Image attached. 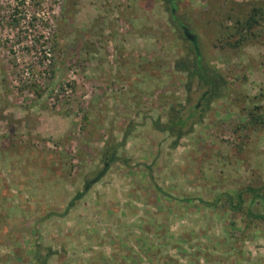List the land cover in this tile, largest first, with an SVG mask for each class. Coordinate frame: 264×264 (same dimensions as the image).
Returning a JSON list of instances; mask_svg holds the SVG:
<instances>
[{"label":"rangeland","instance_id":"rangeland-1","mask_svg":"<svg viewBox=\"0 0 264 264\" xmlns=\"http://www.w3.org/2000/svg\"><path fill=\"white\" fill-rule=\"evenodd\" d=\"M262 2L179 1L229 83L173 147L153 120L187 79L162 0H0V264H37V239L48 264H264L263 223L185 200L264 184V128H242L264 103V21L239 50L213 25Z\"/></svg>","mask_w":264,"mask_h":264},{"label":"trees","instance_id":"trees-1","mask_svg":"<svg viewBox=\"0 0 264 264\" xmlns=\"http://www.w3.org/2000/svg\"><path fill=\"white\" fill-rule=\"evenodd\" d=\"M166 10L169 11V21L173 25L177 33V39L184 48V54L175 60V68L186 74V93L188 95L184 103H174L167 110V119L163 121L161 117L153 120L155 127L163 132H168L175 136L173 147L178 146L180 139L192 132L195 126L203 120L204 115L211 107V103L218 98L225 96L228 90V79L223 71L216 64L208 61L204 54L202 40L194 26L186 19V17L177 13L180 0H162ZM220 8V7H219ZM218 10V9H217ZM227 13H219L220 19H215L213 25L218 28L217 38L220 46L224 48L240 49L248 42L259 40L262 33L258 31L257 26L264 21V2L253 4L251 10L240 15L234 13L233 8H228ZM224 59L229 62V57ZM196 94V96H194ZM264 97L261 93L260 97ZM195 97V98H194ZM252 103L246 106L245 116L242 128L252 126L254 128H264V103L260 102L259 97H252ZM110 160H120L114 153L109 155ZM127 162L128 159H121ZM108 164L100 172L96 179L101 178ZM95 180V179H93ZM91 182V181H90ZM86 188L89 187V183ZM82 192L77 193L65 212H50L42 217V220L51 215L58 214L64 216L67 211L75 205L76 200L81 197ZM245 194L252 199H261L263 210L259 212L253 211L251 205L245 204ZM198 200L199 203L207 207H216L222 202L236 212L244 213L249 220L259 221L258 224H264V184L260 186L248 185L240 189L235 195L230 192H221L214 199L207 200L201 197H188L185 200ZM261 222V223H260ZM262 224V225H263ZM43 247L38 239L35 241V249L33 250L34 259L37 264H48V258L55 252L51 246H47V251L43 253Z\"/></svg>","mask_w":264,"mask_h":264}]
</instances>
